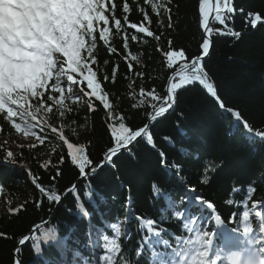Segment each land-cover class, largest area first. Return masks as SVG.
I'll return each instance as SVG.
<instances>
[{"label":"trees","instance_id":"1","mask_svg":"<svg viewBox=\"0 0 264 264\" xmlns=\"http://www.w3.org/2000/svg\"><path fill=\"white\" fill-rule=\"evenodd\" d=\"M127 2L131 11L125 14L122 11L125 0H105L112 36L109 44H105L97 31L95 56L98 63L92 67L97 71L101 87L110 93L109 99L116 105L117 118L123 115L129 126H143L151 112V102L150 98L140 95L141 89L145 92L155 89L165 94L168 78L179 70L183 59L190 63L201 54L203 34L199 0H172V27H169L167 12L162 10L157 16L145 0ZM92 4L93 0H57V18L50 21L51 37L55 40L43 43L44 60L39 78L33 84L23 80L28 91L26 103L31 111L39 112L43 108L32 105L37 102L34 97L43 92L45 97L56 95L59 99L60 94L48 87V82L49 85L54 83L52 79L58 74V65L65 72L77 70L84 37L91 38L93 17L89 12ZM112 4L116 5L114 12ZM233 5L235 12L230 14L231 19L226 24L228 29L241 33L240 37L213 33L211 52L203 64L225 109L239 111L254 129L264 130V25L253 29L245 22L249 13L264 10V0H233ZM140 8L149 16L151 22L147 26L161 37L159 41L136 33L125 24V15L128 23H144ZM113 15L121 19L126 33L116 34L111 20ZM211 27L224 28L215 21ZM125 34L129 37L128 49L123 46ZM133 34L138 40H131ZM79 38L83 45L77 49L73 41ZM110 48H115L116 52H111ZM169 50L185 52V57L178 58L173 68L167 65L165 52ZM48 51L54 58L58 57L53 61L52 70L46 66ZM133 55L138 60H132ZM114 68L117 69L115 79L103 80L104 75L112 76ZM73 75L77 81L82 80L79 73ZM9 76L4 75L0 89V112L8 110L11 113L5 107V93L8 89H16V85L9 82ZM69 86L73 93L65 104L71 111L63 117L53 102L39 98L52 107L51 112L43 108L48 126L38 134L45 137L44 143L14 150L17 154L15 164L0 163V264H14L18 242L35 226L49 219V224L33 235L35 239L17 251L21 264H72L71 260L82 264H112L111 260L102 258L111 255L106 247L113 239L121 246L116 254L118 264H155L161 254L162 260L171 264L170 252L177 247L175 237L186 235L183 229L192 217L200 218L198 228L217 233L215 249L224 241L222 228L236 229L231 235H235L241 245L247 244L249 238L261 239L262 225L255 212L264 213V141L251 138L243 125L222 112L202 87L193 85L177 91L175 110L151 122L154 148L140 140L131 148L134 158L124 153L95 175L80 180L85 174L79 172V162L72 164L69 150L84 149L78 154L89 158L90 164L85 166L88 174L92 167L99 168L103 163L111 133L105 115L107 110L94 97L92 108L87 103L88 97L83 93L90 89L86 81L71 84L66 77L62 78L65 95ZM142 100L148 102L141 103ZM134 104L137 107H133ZM17 122L16 117L8 121L6 115L0 113V137L15 136L17 131L11 125ZM52 127L57 132L63 129L65 142L51 131ZM6 150L0 147V159ZM160 153L166 160L164 167ZM44 154H47L46 159L42 158ZM212 165L217 167L211 181L202 183L206 166ZM153 185L168 193L175 206L170 207L169 200L155 195ZM71 187L76 191H69ZM250 187L255 192L249 197ZM189 188L195 191H188ZM54 196L60 197L59 205V199H50ZM196 196H203L214 204L216 214L222 218V228L219 226L215 231L213 214L195 206ZM255 202H259V206L252 209L251 204ZM181 211L184 212L183 220L175 216ZM244 211L249 212L247 223L253 229L248 236L243 233ZM234 214L235 222H230ZM147 219L155 222L151 231L156 237L155 244L145 231ZM117 226L120 227L119 235L115 232ZM156 230L161 235L156 236ZM45 232L53 237L47 242L43 239ZM96 232L103 233L106 239L93 242L91 236ZM163 240L169 241L170 246L164 247L160 243ZM69 253L71 259L67 257Z\"/></svg>","mask_w":264,"mask_h":264},{"label":"snow or ice","instance_id":"2","mask_svg":"<svg viewBox=\"0 0 264 264\" xmlns=\"http://www.w3.org/2000/svg\"><path fill=\"white\" fill-rule=\"evenodd\" d=\"M147 4L151 5L153 13L157 16L160 15V12L163 10L169 14V27H172L171 24V3L172 0H145ZM116 8L115 4L111 5V10L114 12ZM141 13H144L143 20L144 23H128V16H124L125 24L130 29L135 30L136 33L146 34L148 37H152L153 39L159 41L161 39L160 36H157L150 28L147 26L150 24L149 16L146 12H144L143 8L139 9ZM199 14H200V26L203 29L205 36L203 38L202 43L200 44V55H196L189 63L185 57V52L181 51H173L169 50L165 52V56L167 57V65L169 68L174 67V62L177 61L178 58H182L183 62L179 65V71L176 72L172 77L171 81L165 91V94L161 95L155 89L145 92L141 89V96H145L150 98V107L151 112L148 114L147 119L150 122H155L159 117L163 116L165 113L169 111V109L175 110V105L177 104V90L180 88H184L186 85H192L198 83L206 89L207 93H209L212 97L219 102V107L221 109H225L224 102L220 100L219 95L217 94L216 86L211 82V78L209 77L207 71H205V67L203 64L204 57L209 55V50L211 46V35L213 33L216 34H230L236 38H239L241 33L233 32L231 29L227 28L226 21L231 19V15L235 12V7L233 5V0H199ZM109 11V8L106 6L105 0H93L92 8L89 12V15L93 17L90 31V40L89 37H84V45L80 50V64L77 65L76 71L65 72L64 68L57 67L58 74L54 76L52 80L54 83L49 85L53 93H59V99H57L56 95H48L45 97V93L43 92L40 95H37L35 104H32L35 108H40L41 105L45 109H50L49 112L52 111V107L48 106L44 100H40V97H45V100L53 102L58 110L59 115L63 117L66 112L71 111L69 105L65 104V100L72 97L73 89L71 86L67 88V95L64 94L65 89L61 87L62 78L66 77L68 82L71 84H76L78 82L86 81L87 88L90 89V92H84V96L88 97V105L92 108L91 100L94 97L95 100L99 101V103L106 109L105 115L108 118V128L110 129V146L106 152V160L105 163L112 164L114 163V158H118L120 155L127 153L129 158H134L135 153L132 152L131 148L140 140H144V142L153 148L155 147V142L150 131L151 123H146L143 126H129L125 123L126 117L121 115L119 118L116 116V112L114 111L116 105H114L109 97L110 93L105 91L101 87V82L97 79V71L93 70V65L98 63L95 56L96 49V33L99 31V39L103 41L105 44H109L110 38L112 36V30L109 27L110 17L106 14ZM123 13L127 14L131 11L130 5L125 0V3L122 5ZM111 20L114 21L116 34H119L121 31H125L124 25L121 23V19L116 18L115 15L111 17ZM214 20L218 24L224 26V28H213L211 27V21ZM246 24H248L251 28L255 29L258 25H264V10L260 12L249 13L248 18L246 19ZM103 25V27H100ZM227 29V33L225 32ZM131 40H138V36L133 34L131 35ZM128 35L125 34L123 37L124 40V48L128 49ZM110 51L115 53V48H110ZM86 54V55H85ZM127 59V57H125ZM132 60H138V57L133 55ZM107 63V62H105ZM129 69H131L132 65L129 62ZM117 69L114 68L112 71V76L104 75L103 80L108 81L110 78L112 80L115 79ZM79 73V76L82 78L81 81H77L73 74ZM179 80V83H176V80ZM83 91V89L81 90ZM33 100V97H30V101ZM147 100H142L141 103H146ZM27 107V104L25 105ZM133 107H137V105H133ZM9 109L0 113H4L6 115V119L8 121H12L15 117H19V121L17 123H13L11 126L17 131L25 134L31 133L32 136H36L34 128L37 126L36 121L39 112L36 113V119H32L31 116H28L24 110L20 108L18 104H10ZM94 110V109H93ZM228 113L234 116L237 122H241L245 131L250 134V137L254 136L264 141V130L254 129L253 125L250 124L247 120H245L242 114L239 111H234L232 108L225 109ZM44 127H47L45 121H43ZM44 131V128H41V132ZM53 133H56L59 139L65 142L63 129L57 132L55 127L51 128ZM36 139L40 141V143H44V136H36ZM165 140H170L169 137H165ZM71 144V143H69ZM68 144V145H69ZM73 145V144H71ZM34 146V145H32ZM23 147V145H21ZM74 147V146H73ZM69 149V147H68ZM73 149V148H72ZM84 151L83 148H78L75 151L69 150L71 155V161L73 165H76L79 162V172L81 174H86V165L90 164V160L87 156L79 155L78 153H82ZM161 156V166H166V160L164 159L163 153H160ZM17 154L12 150H6L2 159H0V163L2 164H15L16 163ZM105 163L99 165V168L92 167L91 171L93 173L97 172L100 168L105 166ZM178 167V166H177ZM216 165H212L211 167L205 168L204 178L202 183H209L212 178V174L216 171ZM179 170V168H178ZM154 194L157 196H161L167 200H169V206L174 207L175 203L169 199V194L164 193L163 191L158 189V186L153 185ZM188 191L194 192L195 189L189 188ZM70 191H76V188L70 189ZM234 191H239V189H234ZM255 192L254 188L249 189V197L252 193ZM53 201L60 199L58 196L50 197ZM231 203V201H229ZM195 206H200L202 210L207 209L213 214L215 219V224L217 226H221L222 218L216 214L215 206L212 202L207 201L203 198V196L195 197ZM259 206V202H255L251 204L252 209H256ZM176 218L183 220L184 212L175 213ZM255 216L260 218L261 221V235L264 236V213L260 211L255 212ZM250 214L247 211H244L242 214V218L245 221V225L243 228V233L245 236H248L249 233L253 231V229L248 225ZM199 217H192L189 220V223L192 224V228H184L185 236L175 237L177 247L173 249L175 256L179 257V260H173L172 264H188V256L191 253L195 252L197 257L194 258L193 264H218L222 260L220 251H216V255L213 256L211 249L213 248L214 237L217 236L216 232H209L206 229H200L197 227ZM230 222H235V214L230 218ZM147 228L149 231H153L154 221L152 219H147L145 221ZM222 228V226H221ZM38 231V230H37ZM236 229H232L229 231L228 229L222 228L223 237L225 243L232 244L234 243L233 237L231 235L232 232H235ZM116 235L120 234V227H115ZM156 236L161 235L159 230H156L154 233ZM51 237L49 232H45L43 234L44 242H47ZM29 239H35L32 236L27 238H22L20 243L24 244ZM164 247H169L170 242L167 240H163L160 242ZM248 248L243 251H247L250 254L258 257L256 260L245 261L243 254L237 256L236 258L226 259V264H264V247L257 248L256 245L262 244L264 245V239H253L249 238L247 240ZM199 250V251H198ZM36 251L39 252V246H36ZM106 251L110 253V256L103 257L102 259L111 260L112 264H118V260L116 254L121 251V246L117 242V240H111V243L107 245ZM188 255H185V254ZM163 255V254H161ZM19 264V261L16 262ZM161 264H167L166 261L161 260Z\"/></svg>","mask_w":264,"mask_h":264},{"label":"rangeland","instance_id":"3","mask_svg":"<svg viewBox=\"0 0 264 264\" xmlns=\"http://www.w3.org/2000/svg\"><path fill=\"white\" fill-rule=\"evenodd\" d=\"M17 4H18V6L19 5L23 6L24 7L23 10H27V11H29L31 9V7H32L31 0H18L17 1ZM4 10L6 11L5 8H4ZM25 14H26L25 12H21L19 10V8L16 6L13 9V12L10 13V16L13 17V18L15 17L16 20H17V22H21V21H24L25 20ZM4 18L5 19H9L7 17H4ZM33 24H34V17H33V21L32 22L31 21H28L27 28H24L28 32V35L29 36H30L29 30H31L32 33H35V29H34V25ZM31 40L32 39H31V36H30V44H31ZM8 52L12 56L11 59H14L13 58L14 54H12V52L9 49V47H8ZM15 53L17 55H20L22 52L20 50H17ZM31 77L32 78H35V75L32 74ZM11 94H13L14 97L10 98L9 101H7V103L5 104L6 108L8 109L10 104H18L20 106V108L22 110H24L25 113L28 116H31L32 119H36V113L37 112L31 111L28 108V104L26 103V98L28 97V91L26 89H24L23 87H19V88L15 89V90L8 91L6 95L8 97ZM32 94H35V92H33ZM26 104H27V107H25ZM45 114H46V110H44L42 108L41 111H39V114L37 116L36 121L33 122V123H36L37 124V126L34 128V131L36 133V136H40L38 134V132H41V128H47V127H44V123H43V121H45ZM16 118L19 121V117H16ZM45 124H46V122H45ZM46 126H47V124H46ZM36 136H32L31 133L25 134V133H22V132H17V134L15 136L10 137V138H1L0 137V147L2 146V147L7 148L8 150L14 151V150H18L21 147V145H23V147L24 146H32V145H35V144H37V143L40 142L39 140L36 139ZM42 158L43 159H46L47 158V154H44L42 156ZM5 206L7 208H9L8 205L5 204ZM191 225H192L191 223H189V222L187 223V226L188 227L191 226ZM95 237L96 236H92V240L95 241ZM68 252H71V251L69 250ZM225 254L228 255L226 252H225ZM185 255H188V254L186 253ZM155 264H157V263H155Z\"/></svg>","mask_w":264,"mask_h":264},{"label":"water","instance_id":"4","mask_svg":"<svg viewBox=\"0 0 264 264\" xmlns=\"http://www.w3.org/2000/svg\"><path fill=\"white\" fill-rule=\"evenodd\" d=\"M213 21H214V20L211 21V25H212ZM200 28H201V26H200ZM201 30H202V34H203V38H204V36H205L204 31H203L202 28H201ZM211 47H212V41H211V46H210V50H209V55H210V52H211ZM209 55L206 56V57H204L203 63H204V61L209 57ZM190 63H191V62H190ZM178 71H179V70H178ZM178 71H176V72H178ZM176 72H174L173 74H171L170 77L168 78V80H167V84H166V89H167L169 83L171 82V77H172ZM192 85H199V84L196 83V84H192ZM186 86H191V85H186ZM186 86H185V87H186ZM200 86H201V85H200ZM202 87H203V86H202ZM165 91H166V90H165ZM205 91H206V89H205ZM206 92H207V91H206ZM207 94H208L210 97H212L209 93H207ZM212 98L215 99L214 97H212ZM215 100H216V99H215ZM217 103H219V102L217 101ZM170 111H171V109H169V111H168L167 113H165V114H164L163 116H161V117H164V116L168 115V114L170 113ZM228 114H230V113H228ZM230 115H231V114H230ZM231 116H232V115H231ZM161 117H159V118H161ZM233 117H234V116H233ZM235 121H236V120H235ZM147 123H151V122L147 119ZM238 123H241V122H238ZM241 124H242V123H241ZM242 125H243V124H242ZM249 135H250V134H249ZM105 160H106V155L104 156L103 163H105ZM107 165H108V164L105 163V166H104L103 168H105ZM103 168H100V169H99L97 172H95V173H93V172L91 171L89 174H86V175L82 176V177L80 178V180H85L86 178H89L90 176L95 175L96 173H98V172H99L101 169H103ZM73 188H74V187H71L70 189H73ZM70 189H69V191H70ZM60 202H61V199L58 200L57 205H59ZM49 222H50V219H49L48 221H46L45 223H42V224H39V225L35 226V227L32 229V231H31L29 234H27L26 236H24L23 238H27V237H29V236H32V237H33V235L37 232V230L46 227V226L49 224ZM30 240H31V239L27 240V242L24 243V244H21V243H20L21 240L18 242L17 247H16V250H15V252H14V256H15V264H16L17 261H19V264H21L20 260H19L18 257H17V251H18V249L22 248V247H23L24 245H26Z\"/></svg>","mask_w":264,"mask_h":264},{"label":"clouds","instance_id":"5","mask_svg":"<svg viewBox=\"0 0 264 264\" xmlns=\"http://www.w3.org/2000/svg\"><path fill=\"white\" fill-rule=\"evenodd\" d=\"M6 9H7V5H5L4 6ZM73 45H74V47H76L77 49H79V48H81L82 47V45H83V40H82V38H79V39H75L74 41H73ZM46 56H47V68L49 69V70H52V69H54V67H55V65H54V59H58V57H53V55H52V53H51V51H48V52H46Z\"/></svg>","mask_w":264,"mask_h":264},{"label":"bare ground","instance_id":"6","mask_svg":"<svg viewBox=\"0 0 264 264\" xmlns=\"http://www.w3.org/2000/svg\"><path fill=\"white\" fill-rule=\"evenodd\" d=\"M204 34H205V33H204ZM176 81H177L176 83H179V80H178V79H177ZM171 82H172V81H171ZM184 88H185V87H184ZM184 88H180V89H178L177 91L182 90V89H184ZM208 96H209V95H208ZM18 250H19V249H18ZM71 256H72V255L69 253L68 256H67L68 259L71 258Z\"/></svg>","mask_w":264,"mask_h":264}]
</instances>
